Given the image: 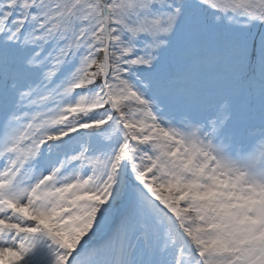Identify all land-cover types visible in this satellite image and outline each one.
Instances as JSON below:
<instances>
[{
    "label": "snow or ice",
    "instance_id": "6c2138e0",
    "mask_svg": "<svg viewBox=\"0 0 264 264\" xmlns=\"http://www.w3.org/2000/svg\"><path fill=\"white\" fill-rule=\"evenodd\" d=\"M0 264H264V0H0Z\"/></svg>",
    "mask_w": 264,
    "mask_h": 264
}]
</instances>
